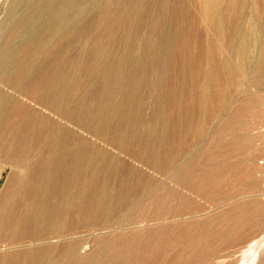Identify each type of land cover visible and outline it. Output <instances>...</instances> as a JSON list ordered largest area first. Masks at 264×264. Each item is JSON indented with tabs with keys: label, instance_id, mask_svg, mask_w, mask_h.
<instances>
[{
	"label": "rangeland",
	"instance_id": "rangeland-1",
	"mask_svg": "<svg viewBox=\"0 0 264 264\" xmlns=\"http://www.w3.org/2000/svg\"><path fill=\"white\" fill-rule=\"evenodd\" d=\"M23 1L0 0L1 43ZM96 1L80 8L91 21L77 33L22 46L0 84L1 104L25 85L50 98L47 138L69 118L91 150L106 208L69 225L82 243L71 264H264V0H98L91 10ZM30 21L49 29L41 14ZM248 35L251 61L233 76L222 63Z\"/></svg>",
	"mask_w": 264,
	"mask_h": 264
},
{
	"label": "bare ground",
	"instance_id": "bare-ground-1",
	"mask_svg": "<svg viewBox=\"0 0 264 264\" xmlns=\"http://www.w3.org/2000/svg\"><path fill=\"white\" fill-rule=\"evenodd\" d=\"M6 3L0 5L1 18H5ZM87 3L88 0H24L18 5L17 15L8 18L2 27L4 36H10V39L0 42V84L15 71L13 66L22 46L41 44L43 41L42 47L46 49L53 36L62 31L74 34L85 23L89 24L91 18H83L80 12V8ZM101 9L97 0L91 10ZM206 12L209 11L206 10L205 15ZM37 14L43 16L44 23H50L49 29L44 32L31 30L35 25L30 20ZM210 19L207 21L210 22ZM236 33L238 37L239 32ZM248 36L241 43L230 44L229 59L222 63V70L229 74L244 73L239 65L250 59L243 50L250 40ZM57 51L58 48L54 53ZM134 59L136 55H133ZM29 67L28 64L24 71H30ZM32 89L33 86H18L11 93L15 96L14 102L0 103V171L6 167L9 169L0 188V264H71L74 250L82 247V243L81 240L71 241L74 233L69 231V225L80 222L82 226V222L99 221L107 199L103 187L92 179L94 172L88 167L91 150L86 138L83 135L74 138L70 134L72 121L69 118L63 125L60 124L61 129L55 139L47 138L44 124L49 117L42 110L50 113L48 109L54 110V105H50V98L44 100ZM22 101L26 104L24 111L19 110ZM251 141L249 139L248 143L251 144ZM101 229H95L92 234ZM52 239L57 242L51 244ZM115 253L123 255L124 247L116 249Z\"/></svg>",
	"mask_w": 264,
	"mask_h": 264
},
{
	"label": "built area",
	"instance_id": "built-area-1",
	"mask_svg": "<svg viewBox=\"0 0 264 264\" xmlns=\"http://www.w3.org/2000/svg\"><path fill=\"white\" fill-rule=\"evenodd\" d=\"M258 167L260 169V172H261L262 176H264V156L259 158Z\"/></svg>",
	"mask_w": 264,
	"mask_h": 264
}]
</instances>
